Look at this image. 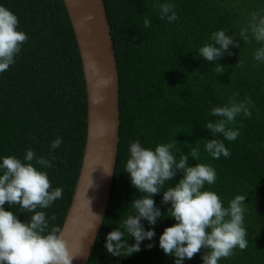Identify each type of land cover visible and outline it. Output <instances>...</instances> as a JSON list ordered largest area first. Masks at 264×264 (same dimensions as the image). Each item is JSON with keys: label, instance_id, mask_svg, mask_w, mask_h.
Returning a JSON list of instances; mask_svg holds the SVG:
<instances>
[{"label": "trees", "instance_id": "1", "mask_svg": "<svg viewBox=\"0 0 264 264\" xmlns=\"http://www.w3.org/2000/svg\"><path fill=\"white\" fill-rule=\"evenodd\" d=\"M103 1L118 74L119 142L108 206L87 264H175L176 258L159 246L164 229L176 223L167 216L171 204L162 203L163 192L153 197L163 213L158 223L153 226L142 220L145 230L154 229L156 235L141 243L140 252L116 257L105 248L107 234L133 214L129 206L142 195L124 171L130 143L138 140L154 150L173 139L179 142L177 149L182 148L177 159L200 141V160L189 156L188 164L204 163L215 169L216 183L205 184L203 190L218 194L224 207L237 195L246 196L247 250L237 247L233 256L221 258L218 264H264V63L253 59L254 51L262 45L239 36L250 14L264 10V0ZM161 3L174 4L178 20L169 23L161 19L154 7ZM0 6L18 17V30L28 36L15 63L0 73V163L6 156L23 162L28 149L51 161L52 168L32 163L47 173L50 190L61 188L63 195L47 209L37 211L46 213L49 230L61 228L79 176L87 134L86 84L76 36L64 0H0ZM146 17L151 28L143 25ZM219 30L236 39L239 47L230 46L231 55L225 53L220 61L203 60L199 49L212 43V33ZM239 60L242 64L236 67ZM218 64L223 65L221 72L216 71ZM230 97L237 102L250 97L254 104L250 118L241 114L231 126L240 132L235 141L214 137L205 128L219 119L210 114L211 109L225 106ZM57 137L63 143L52 150L50 145ZM214 138L225 143L231 153L228 158L213 159L204 150L207 139ZM182 176L178 172L162 190L174 187ZM4 208L25 223L34 214L19 205L6 203ZM125 239L130 245L136 243L127 234ZM148 244L154 246L149 249ZM206 251L201 249L184 264H203Z\"/></svg>", "mask_w": 264, "mask_h": 264}, {"label": "clouds", "instance_id": "2", "mask_svg": "<svg viewBox=\"0 0 264 264\" xmlns=\"http://www.w3.org/2000/svg\"><path fill=\"white\" fill-rule=\"evenodd\" d=\"M154 7L158 8L161 19H167L169 23L178 20L174 4L161 3ZM18 24V17L8 8L0 6V73L15 63L16 55L28 40L27 34L18 30ZM143 25L145 28L152 27L147 17ZM239 36L249 42L255 39L262 45L254 51L253 59L264 63V10L250 14ZM210 39L212 43L199 49V56L208 62L220 61L225 53L231 55L230 46L239 47V42L224 30L212 33ZM241 64L239 60L236 67ZM222 70L223 65L218 64L216 71ZM253 107L250 97L240 102L230 97L225 106L211 109L210 114L219 119L208 122L205 128L214 137L222 135L227 141H235L240 132L231 126L236 124L241 114L250 118ZM62 143L63 139L57 137L50 148L55 150ZM178 143L173 139L158 144L154 150L143 147L138 140L130 143L124 171L130 174L132 186L142 195L129 206L133 214L120 220V225L107 234L105 248L110 255L129 257L141 251V243L145 239H153L156 235L154 229L145 230L142 220L155 226L158 218L163 216L153 199L161 192L162 203L171 204L167 216L176 223L164 229L159 246L165 254L176 258L175 264H184L185 259L194 258L201 249L207 250L202 257L203 264H218L221 258L233 256L237 247L242 251L247 250L248 230L244 226L246 196L237 195L228 207H224L218 194L203 190L205 184L216 183L215 169L204 163L194 167L188 164L189 156L200 160V141L196 147L189 146L190 152L181 154L179 159L176 154L182 153V148L177 149ZM204 150L213 159L231 155L225 143L216 138L207 139ZM55 159L53 156L52 160ZM33 161L43 168L53 167L49 159L37 157L32 149L26 151L23 162L15 156H6L0 163V264H72L77 256L70 253L63 230L56 226L49 230L46 213L37 211L38 208L47 209L62 198L63 190H50L51 182L47 173L39 171ZM178 172L183 174L179 182L174 187L162 190L166 182L172 181ZM106 174L110 175L111 171ZM6 203L9 206L19 205L22 210L34 214L29 222H21L12 211L5 210ZM94 215L99 223V215ZM51 219L55 220V216ZM98 223L93 226V231ZM126 234L134 238L136 243L130 245L129 240L125 239ZM153 246L147 245L149 249Z\"/></svg>", "mask_w": 264, "mask_h": 264}, {"label": "water", "instance_id": "3", "mask_svg": "<svg viewBox=\"0 0 264 264\" xmlns=\"http://www.w3.org/2000/svg\"><path fill=\"white\" fill-rule=\"evenodd\" d=\"M64 3L82 61L87 134L79 176L61 229L70 253L77 256L72 264H87L114 177L119 142V84L104 1L64 0ZM109 171L111 174H106ZM94 214L99 215V223Z\"/></svg>", "mask_w": 264, "mask_h": 264}]
</instances>
